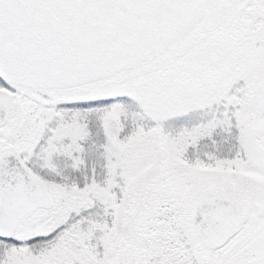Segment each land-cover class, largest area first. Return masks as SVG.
<instances>
[{"label": "snow or ice", "instance_id": "snow-or-ice-1", "mask_svg": "<svg viewBox=\"0 0 264 264\" xmlns=\"http://www.w3.org/2000/svg\"><path fill=\"white\" fill-rule=\"evenodd\" d=\"M0 264H264V0H0Z\"/></svg>", "mask_w": 264, "mask_h": 264}]
</instances>
